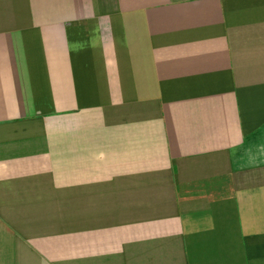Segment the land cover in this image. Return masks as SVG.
<instances>
[{
	"label": "crops",
	"instance_id": "crops-1",
	"mask_svg": "<svg viewBox=\"0 0 264 264\" xmlns=\"http://www.w3.org/2000/svg\"><path fill=\"white\" fill-rule=\"evenodd\" d=\"M0 264H264V0H0Z\"/></svg>",
	"mask_w": 264,
	"mask_h": 264
}]
</instances>
